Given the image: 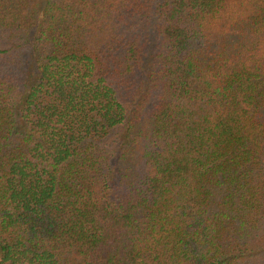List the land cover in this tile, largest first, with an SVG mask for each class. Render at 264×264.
Returning a JSON list of instances; mask_svg holds the SVG:
<instances>
[{
	"label": "trees",
	"instance_id": "16d2710c",
	"mask_svg": "<svg viewBox=\"0 0 264 264\" xmlns=\"http://www.w3.org/2000/svg\"><path fill=\"white\" fill-rule=\"evenodd\" d=\"M0 264H264V0H0Z\"/></svg>",
	"mask_w": 264,
	"mask_h": 264
}]
</instances>
